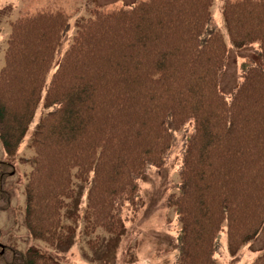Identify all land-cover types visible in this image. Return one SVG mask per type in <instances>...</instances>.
I'll return each instance as SVG.
<instances>
[{
  "label": "trees",
  "instance_id": "obj_1",
  "mask_svg": "<svg viewBox=\"0 0 264 264\" xmlns=\"http://www.w3.org/2000/svg\"><path fill=\"white\" fill-rule=\"evenodd\" d=\"M212 0H134L95 7L69 28L62 10L11 21L0 69V143L11 157L34 113L33 150L25 182V224L49 244L68 239L62 209L73 179L88 185L84 231L118 234L122 211L134 214L139 181L179 146L178 182L166 198L178 229L171 264H215L225 229L230 252L264 220V0H223L221 13L236 47L254 44L238 80L223 92L227 62ZM0 160V210L9 206ZM173 188V189H174ZM131 253L129 256L131 257ZM134 260V259H132ZM0 264H62L45 251L1 244ZM249 264H264V251Z\"/></svg>",
  "mask_w": 264,
  "mask_h": 264
},
{
  "label": "rangeland",
  "instance_id": "obj_2",
  "mask_svg": "<svg viewBox=\"0 0 264 264\" xmlns=\"http://www.w3.org/2000/svg\"><path fill=\"white\" fill-rule=\"evenodd\" d=\"M133 1L0 0V69L4 64L11 21L15 18L25 13L54 10H62L69 16V28L56 49L55 63L71 42L76 31V23L81 17L90 15L95 7L115 9L128 6ZM222 3L223 0H212L211 13L226 43L227 62L219 84L223 92H228L238 80L240 63L250 55L254 44L243 47L233 45L223 21ZM42 104L41 101L13 156L8 157L0 143V160H9L13 166L11 173L5 179L9 206L0 210V244H11L19 250L38 248L53 256L57 263L62 264H171L175 256L171 243L176 236L178 222L175 209L167 206L166 198L175 190L174 185L179 180L177 173L180 163L179 146L170 152L162 164L143 173L139 181L141 205L134 214L122 211V217L125 219L123 228L118 234L110 233L100 227L91 232L84 231L82 211L88 185L74 178L73 195L62 209V221L72 225L68 239L49 244L30 235L25 224L24 187L31 170V163L27 161V157L29 158L33 153L29 146L30 134L41 113L47 111L43 109ZM263 251L264 220L259 231L233 253L227 247L226 231L223 229L218 236L214 254L215 264H249Z\"/></svg>",
  "mask_w": 264,
  "mask_h": 264
},
{
  "label": "water",
  "instance_id": "obj_3",
  "mask_svg": "<svg viewBox=\"0 0 264 264\" xmlns=\"http://www.w3.org/2000/svg\"><path fill=\"white\" fill-rule=\"evenodd\" d=\"M0 246H1V244H0Z\"/></svg>",
  "mask_w": 264,
  "mask_h": 264
}]
</instances>
